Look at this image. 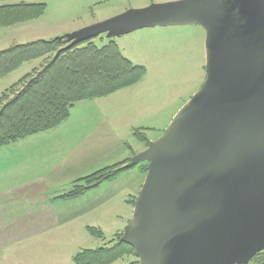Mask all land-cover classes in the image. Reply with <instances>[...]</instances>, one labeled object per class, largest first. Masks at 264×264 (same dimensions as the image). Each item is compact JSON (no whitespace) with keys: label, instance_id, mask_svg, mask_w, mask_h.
Returning a JSON list of instances; mask_svg holds the SVG:
<instances>
[{"label":"water","instance_id":"1","mask_svg":"<svg viewBox=\"0 0 264 264\" xmlns=\"http://www.w3.org/2000/svg\"><path fill=\"white\" fill-rule=\"evenodd\" d=\"M182 23L207 33L206 80L125 166L150 163L121 241L139 264H248L264 250V0L152 4L58 39Z\"/></svg>","mask_w":264,"mask_h":264},{"label":"rangeland","instance_id":"2","mask_svg":"<svg viewBox=\"0 0 264 264\" xmlns=\"http://www.w3.org/2000/svg\"><path fill=\"white\" fill-rule=\"evenodd\" d=\"M171 1L178 0L2 1L0 5L42 4L46 10L37 20L0 28V49L36 40L50 41L132 9ZM206 37L205 29L199 24L182 23L136 29L118 36L105 33L95 38L100 47L115 42L127 59L146 68L144 78L131 88L76 104L70 118L58 128L40 137H29L31 139L25 141L30 145L28 147L7 149L0 154V161L19 162L27 153L35 154L33 148L39 145L63 146L64 150L59 153L71 155L48 176H45L47 172L44 169L50 164L35 156L26 167L17 166V185L41 178L50 181L53 191L71 189L80 178L117 163L131 161L148 148L137 133L144 134L150 142L159 140L179 111L202 88L207 75ZM41 63V60L26 63L22 69L1 81L0 96L22 77L39 68ZM45 154L48 155L47 152ZM53 158L50 162L54 161ZM140 164L139 168L134 169L137 165L113 182H105L77 199L74 205H66L81 210V229L78 228L61 246L40 248L39 255L48 258L47 264H74L72 256L78 251L103 247L117 234L124 235L133 217L135 205L132 206L131 201L136 202L150 165L149 162ZM25 168L31 169V173H26ZM86 226L100 230L104 239L92 237ZM25 249L14 247L11 254H21ZM136 262L139 263L137 257L131 255L115 264Z\"/></svg>","mask_w":264,"mask_h":264},{"label":"trees","instance_id":"3","mask_svg":"<svg viewBox=\"0 0 264 264\" xmlns=\"http://www.w3.org/2000/svg\"><path fill=\"white\" fill-rule=\"evenodd\" d=\"M7 1V0H0ZM42 4L0 5V28L39 19L45 14ZM92 39L67 49L68 39L36 40L14 44L0 50V81L26 63L41 60V66L22 77L0 96V149L46 133L66 122L76 104L110 96L138 84L146 68L134 64L113 41L102 47ZM148 147L150 140L137 133ZM126 160L76 180L61 199H75L105 182H113L129 171ZM142 165V164H140ZM138 165L136 168H139ZM146 173L147 169L144 168ZM135 205L134 200L131 201ZM90 235L104 239L103 233L88 227ZM123 233L97 249H82L73 257L74 264H114L134 255L135 250L121 241ZM131 264H139L131 263ZM250 264H264V251Z\"/></svg>","mask_w":264,"mask_h":264},{"label":"crops","instance_id":"4","mask_svg":"<svg viewBox=\"0 0 264 264\" xmlns=\"http://www.w3.org/2000/svg\"><path fill=\"white\" fill-rule=\"evenodd\" d=\"M29 139L1 148L0 154L5 153L7 149L29 145L25 142ZM33 150L35 154L27 153L19 162L0 161V264H47L48 258L39 255L40 248L63 245L64 241L70 238V235L81 225L82 212L79 207L73 208L66 205L69 203L74 205L77 199L93 191L75 199H61L60 197L70 189L53 191L50 181L41 178L17 185L16 174L19 173L17 166L26 167L34 156L48 161L50 166L44 169L47 172L45 176H48L56 171L54 168L61 162L67 161L66 157L71 155L69 152L66 155L59 153L64 150L61 145H39ZM51 152H57V154L52 155ZM47 156L54 157V161L50 162ZM51 165H53L52 168ZM25 172L31 173V169L25 168ZM88 227L90 226H86L85 229L89 233ZM17 246L26 248L25 252L11 254L12 248Z\"/></svg>","mask_w":264,"mask_h":264}]
</instances>
